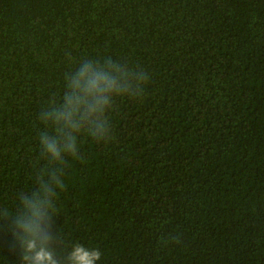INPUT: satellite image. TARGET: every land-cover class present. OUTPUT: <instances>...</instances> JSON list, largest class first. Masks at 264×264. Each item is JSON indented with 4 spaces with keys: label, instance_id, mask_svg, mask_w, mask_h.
Segmentation results:
<instances>
[{
    "label": "trees",
    "instance_id": "obj_1",
    "mask_svg": "<svg viewBox=\"0 0 264 264\" xmlns=\"http://www.w3.org/2000/svg\"><path fill=\"white\" fill-rule=\"evenodd\" d=\"M109 57L149 79L113 98L109 138L65 156L58 257L264 264V0H0V264H21L11 216L49 168L41 110Z\"/></svg>",
    "mask_w": 264,
    "mask_h": 264
},
{
    "label": "clouds",
    "instance_id": "obj_2",
    "mask_svg": "<svg viewBox=\"0 0 264 264\" xmlns=\"http://www.w3.org/2000/svg\"><path fill=\"white\" fill-rule=\"evenodd\" d=\"M119 61L85 58L64 75L63 95L52 97L39 114L45 125L39 134L41 156L49 168L41 170L39 186L31 195L18 193L19 207L11 216L9 230L20 246L21 264H96L101 253L74 243L63 258L52 246L51 231L56 189L63 186L65 156L78 158V135L87 132L97 140L110 136L107 112L116 96H137L149 79L140 75L136 87ZM51 129V131H49ZM47 176V179L44 177ZM9 217L5 212L0 218Z\"/></svg>",
    "mask_w": 264,
    "mask_h": 264
}]
</instances>
